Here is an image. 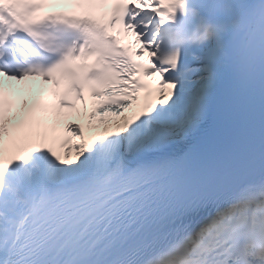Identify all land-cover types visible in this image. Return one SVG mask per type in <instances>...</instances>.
Segmentation results:
<instances>
[{
    "label": "snow or ice",
    "instance_id": "obj_1",
    "mask_svg": "<svg viewBox=\"0 0 264 264\" xmlns=\"http://www.w3.org/2000/svg\"><path fill=\"white\" fill-rule=\"evenodd\" d=\"M0 264H264V0H0Z\"/></svg>",
    "mask_w": 264,
    "mask_h": 264
},
{
    "label": "bare ground",
    "instance_id": "obj_2",
    "mask_svg": "<svg viewBox=\"0 0 264 264\" xmlns=\"http://www.w3.org/2000/svg\"><path fill=\"white\" fill-rule=\"evenodd\" d=\"M131 40L133 41V40H134V37H133V39H131ZM12 85H13V87H17V88L20 87V85H16L15 82H12Z\"/></svg>",
    "mask_w": 264,
    "mask_h": 264
}]
</instances>
